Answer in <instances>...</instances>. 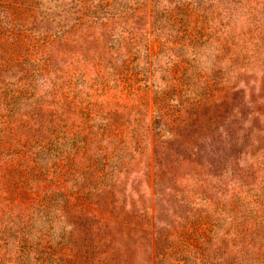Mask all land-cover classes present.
Returning a JSON list of instances; mask_svg holds the SVG:
<instances>
[{
	"label": "rangeland",
	"instance_id": "1",
	"mask_svg": "<svg viewBox=\"0 0 264 264\" xmlns=\"http://www.w3.org/2000/svg\"><path fill=\"white\" fill-rule=\"evenodd\" d=\"M157 1L0 0V127L8 83L31 82L35 100L47 99V78L33 79L27 72L41 63L34 58L39 50L51 49L45 36L59 44L58 51L48 52L56 78L47 81L59 87L60 103L69 111L66 122L82 125L93 107L99 109L90 122L95 129L110 119L117 126L130 120L142 133L143 157L125 174L123 169V209L138 224L150 222L153 234L148 229L126 253L119 252L120 264H150L153 247L163 251L171 239L166 238L201 210L187 202L191 195L211 198L213 210L231 205L255 181L257 164H264V0H242L243 8L231 0H182L225 8L216 18L218 27L232 20L231 37L223 31L228 45L222 52L203 42V56L196 60L193 49L184 51L192 61L181 73V91L171 97L176 109H183L179 122L157 119L152 107L149 85L165 86L169 80L163 71L169 53L160 51L157 31L165 37L174 33L166 14L169 1L179 0ZM94 17L116 21L104 32L89 28ZM65 32L66 42L61 41ZM155 236L163 238L156 246Z\"/></svg>",
	"mask_w": 264,
	"mask_h": 264
},
{
	"label": "trees",
	"instance_id": "2",
	"mask_svg": "<svg viewBox=\"0 0 264 264\" xmlns=\"http://www.w3.org/2000/svg\"><path fill=\"white\" fill-rule=\"evenodd\" d=\"M231 1L243 8L242 0ZM169 2L166 15L175 25L174 33L165 37L158 28L156 35L160 51L169 53L163 69L169 80L165 86L152 81L149 87H153L157 119L179 122L183 109L177 110L171 97L181 91V73L192 61L184 51L193 49L196 60L203 56V42L222 52L228 45L223 31L231 29L232 18L218 27L216 18L225 9L221 12L219 4L209 9L201 1ZM114 21L94 17L89 28L105 32ZM183 30L188 31L186 37H181ZM67 34L61 41H69ZM42 39L51 49L37 52L35 61L41 63L28 68V76L53 80L55 64L48 52L58 51L59 44L53 38ZM47 80L45 101L35 100L33 85L25 80L8 83L9 89L3 90L0 264H120L119 252L126 253L148 229L153 234L150 222L138 224L123 209V169L125 174L143 157L142 133L131 128L130 120L117 126L110 119L95 129L90 122L99 109L93 107L82 125L67 123L64 116L69 111L66 103H60L59 87ZM257 165L255 181L246 191L240 190L231 205L223 203L213 210L211 198L203 193L191 195L190 206L205 209L197 211L180 232L167 237L171 239L163 251L157 253L153 247L150 264H264V164ZM162 239L155 236L153 244Z\"/></svg>",
	"mask_w": 264,
	"mask_h": 264
}]
</instances>
